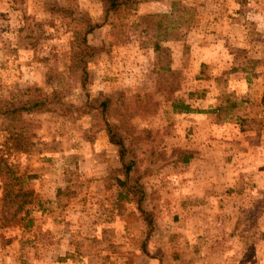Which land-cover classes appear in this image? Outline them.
<instances>
[{
	"label": "rangeland",
	"instance_id": "rangeland-1",
	"mask_svg": "<svg viewBox=\"0 0 264 264\" xmlns=\"http://www.w3.org/2000/svg\"><path fill=\"white\" fill-rule=\"evenodd\" d=\"M65 9L100 23L83 86L71 64L80 24ZM263 89L264 0H135L107 19L99 0H0V106L55 91L68 109L0 113V264H264V197L175 198L206 187L223 195L218 172L234 167L217 169L215 151L202 167L201 145L222 125L260 142ZM101 97L110 121L150 133L135 149L155 231L106 182L117 147L94 125L95 110H76ZM178 150L191 163L176 161ZM239 205L257 229L227 239L214 228L233 224ZM205 223L193 256L188 229Z\"/></svg>",
	"mask_w": 264,
	"mask_h": 264
},
{
	"label": "trees",
	"instance_id": "trees-1",
	"mask_svg": "<svg viewBox=\"0 0 264 264\" xmlns=\"http://www.w3.org/2000/svg\"><path fill=\"white\" fill-rule=\"evenodd\" d=\"M102 4L103 18L107 19L110 13L119 10L121 7L128 6L134 3L135 0H99ZM71 15H75L79 22V34L76 35L74 46L72 47L71 64L77 71L80 72V80L82 86L86 83L88 73L86 69L87 61L95 55L99 48L92 45L89 41V36L100 26V23L93 22L86 13H74L65 9ZM109 98H96L94 103L90 105V109H85L80 106L76 110L79 112L92 113L95 115V126L103 129L108 137V140L116 145L119 165L112 169L106 177L108 185H116L118 187L119 199H128L135 203L136 208L148 227V233L153 228H156L154 223L153 212L145 207V200L148 195L146 188L142 183V177L147 173L142 169V160L135 146L143 143L150 133L146 130H127L120 125L113 123L109 119L108 106ZM262 109H264V89L261 97ZM229 105L232 103L229 102ZM60 101L58 94L54 91L51 94H43L31 100L20 102L17 104H5L0 106V113L8 119H20L22 113H32L40 111H59L65 113L68 111L66 106ZM184 110L189 107L184 105ZM227 106L218 105L216 110H222ZM175 156L176 161L188 162L190 153L183 150L177 151ZM146 168V167H144ZM153 226V227H152Z\"/></svg>",
	"mask_w": 264,
	"mask_h": 264
},
{
	"label": "crops",
	"instance_id": "crops-1",
	"mask_svg": "<svg viewBox=\"0 0 264 264\" xmlns=\"http://www.w3.org/2000/svg\"><path fill=\"white\" fill-rule=\"evenodd\" d=\"M255 110H259L262 108L261 104V97L259 100L254 103ZM254 116H256L254 114ZM222 129L220 130V133L214 134V133H207L206 140L201 145L202 146V156H204L202 160L201 166L208 167L210 163H213L214 160L211 158V154L213 151H215L218 155L216 162L218 164V168L221 167H227L232 166L234 167V172L232 170L229 172L227 176L222 174V172H218V179H216L217 186H225L224 191H222L223 195H220V193L217 191L215 192L213 189L208 190L204 189L201 194L193 193L191 191L190 195H183V193L179 194L177 192V195L175 198H193V199H208V198H224L225 195L232 196L234 200H243L246 198L248 199H256V198H263L264 197V134H262V140L260 142L251 144L250 140L246 141L243 139H240L241 137V129H233V131L225 130V125H222ZM212 136H215V139ZM235 137L239 138L236 141H229L228 138ZM241 140V141H240ZM239 141V142H238ZM228 149V150H227ZM204 153V155H203ZM227 161H230V163H227ZM235 162V163H234ZM188 164L191 163V160L187 162ZM224 169H222L223 171ZM220 173L224 176H221ZM220 175V176H219ZM206 183H211L212 179L209 177V175H206ZM214 182V181H213ZM212 184V183H211ZM227 186V187H226ZM230 186L231 188H229ZM211 188V187H210ZM232 189V190H231ZM242 189H245L242 191ZM226 190H228L226 192ZM188 191H185L187 193ZM218 193V194H217ZM241 205L237 206V209L231 210L233 215L235 216V221L231 225H225L219 224L218 229L221 232H225L228 230L227 239H231L233 235L241 230H244L246 227L247 229L256 230L257 226L255 225V222L252 221V223H242V215L244 212L241 210ZM221 215V214H220ZM224 216V213H222ZM249 215H255L252 213V209L248 210V216ZM172 218H176L175 216ZM205 226V227H204ZM206 223L205 225H201L200 229H198L196 226L192 227V229L189 227V231L192 236L190 237L189 241H186L185 245L193 249V256H196V251H199L200 247H203L204 237L203 233H206ZM245 226V227H244ZM163 230V229H162ZM193 230H200L201 235H196L198 238L193 235ZM161 231V230H160ZM160 234V232H159ZM233 234V235H232ZM167 241L172 240L171 237L167 238ZM263 239V238H262ZM164 240V242H167ZM163 242V241H162ZM195 258V257H194ZM193 261V259H192Z\"/></svg>",
	"mask_w": 264,
	"mask_h": 264
}]
</instances>
